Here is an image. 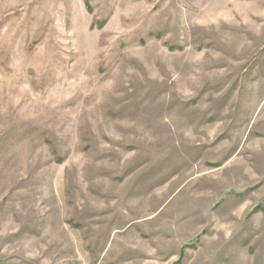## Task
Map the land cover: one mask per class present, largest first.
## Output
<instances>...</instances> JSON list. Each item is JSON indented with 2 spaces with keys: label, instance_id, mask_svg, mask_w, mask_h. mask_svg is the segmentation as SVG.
Returning <instances> with one entry per match:
<instances>
[{
  "label": "rangeland",
  "instance_id": "rangeland-1",
  "mask_svg": "<svg viewBox=\"0 0 264 264\" xmlns=\"http://www.w3.org/2000/svg\"><path fill=\"white\" fill-rule=\"evenodd\" d=\"M0 264H264V0H0Z\"/></svg>",
  "mask_w": 264,
  "mask_h": 264
}]
</instances>
